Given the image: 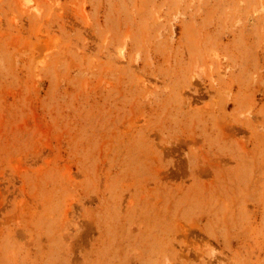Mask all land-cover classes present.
Segmentation results:
<instances>
[{
	"label": "rangeland",
	"instance_id": "obj_1",
	"mask_svg": "<svg viewBox=\"0 0 264 264\" xmlns=\"http://www.w3.org/2000/svg\"><path fill=\"white\" fill-rule=\"evenodd\" d=\"M0 264H264V0H0Z\"/></svg>",
	"mask_w": 264,
	"mask_h": 264
}]
</instances>
